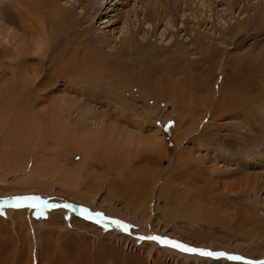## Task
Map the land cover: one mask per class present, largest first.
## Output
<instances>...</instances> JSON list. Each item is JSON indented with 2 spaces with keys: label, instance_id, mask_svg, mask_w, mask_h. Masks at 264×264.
Here are the masks:
<instances>
[{
  "label": "rangeland",
  "instance_id": "374dc122",
  "mask_svg": "<svg viewBox=\"0 0 264 264\" xmlns=\"http://www.w3.org/2000/svg\"><path fill=\"white\" fill-rule=\"evenodd\" d=\"M211 1L216 40L183 62L189 46L149 60L147 32L129 40L142 19L160 46L188 41L145 0H0V264H264V0ZM31 195L75 211L10 206Z\"/></svg>",
  "mask_w": 264,
  "mask_h": 264
},
{
  "label": "bare ground",
  "instance_id": "6f19581e",
  "mask_svg": "<svg viewBox=\"0 0 264 264\" xmlns=\"http://www.w3.org/2000/svg\"><path fill=\"white\" fill-rule=\"evenodd\" d=\"M197 1L202 2L204 4L205 8L204 7H203L204 9L199 8L201 10L200 13L198 11H194L196 16H194V18L192 20H193V22L195 20H197L196 24H198V27L196 28V27H193L191 25L192 20L190 21L186 15V13L184 11L182 12V10L179 8H181L183 5H184L183 10L187 9L188 6H190L189 8H193V6H192L193 3L199 7L200 5L198 4ZM239 2H240V0H233V1L231 0V3L233 6H235ZM207 6L211 7L212 11H215L213 2L211 0H195V1L194 0L193 1H191V0H145L144 9L142 10L144 12L143 18H145L146 20H149V21L152 20L153 23L157 24L156 27L159 26V24L167 21L168 22L167 23L168 34H171V36H173V38L175 36L176 37L183 36L188 41H184V40L176 38V40H173V42L160 46V45L152 42L150 40V37H149V34L151 35L152 33H154V31H156L155 26H153L151 24L152 26L150 25L151 27L149 26V28H152V30H150L149 28L144 26V22L142 19H139L138 27L132 29V35L129 38V40L136 41L137 33L144 30L145 32H147L148 37H144V39L142 41L139 40L140 41L139 43L145 48L144 50L147 52L146 55H149V60L152 57V55L154 57L156 54L160 53L161 51L169 50L172 45H177L178 47H180V46H186V47L189 46V47L186 50L183 49L182 52H179V51L178 52L177 51L171 52L170 56L168 57L169 59H172L171 58L172 55H177V56L179 55L181 57L180 61H183V62L188 61L189 62V60H187V57L185 56V52L191 53V51L194 50V51H196L197 56L195 55V57H192L191 60L198 62L201 59L200 56L202 55L201 54L202 48H209L210 49L211 46H208L207 44L208 43L212 44V42L213 41L215 42V40H216V38L214 37V35H216V32L210 33L208 31L206 34H202L201 29H202V26L204 24H207L211 19H212L213 23L216 21L215 15H213V14L209 15L208 14V10L206 9ZM189 8H188V10H189ZM255 8L257 10L264 11V6H260V7L255 6ZM203 11H204V13H203ZM260 11H258V12H260ZM180 20L182 21L183 24L181 23L182 24L181 26L174 27L175 24H177V22L179 23ZM169 27H171V28H169ZM223 31H222V33L224 34ZM181 32H183V33H181ZM177 34H179V35H177ZM123 44H122V48H120V50H121V54L124 57L129 56L130 60H132V56L135 53L137 55H139V53L136 52L137 49L134 50L135 47L133 48L132 45L125 46ZM149 46H155L157 49L160 48V50L156 51L157 49L155 47L151 48L149 50ZM214 47L215 46L213 45V49H214ZM206 52L208 53L209 51H206ZM193 73L194 72L191 71V75H193ZM78 75H81V73ZM24 130H25V127L22 126L20 123L19 126L17 127L16 131H15L16 132L15 134L17 135V137H19L21 134H24ZM17 139H16V142H17Z\"/></svg>",
  "mask_w": 264,
  "mask_h": 264
},
{
  "label": "snow or ice",
  "instance_id": "6c2138e0",
  "mask_svg": "<svg viewBox=\"0 0 264 264\" xmlns=\"http://www.w3.org/2000/svg\"><path fill=\"white\" fill-rule=\"evenodd\" d=\"M5 203H8V202L5 201ZM10 206L13 208L31 207V208L37 210L36 214L39 216L44 215L46 208L63 207V208L75 211V208L71 204H64V205L49 204L47 199H44V198H42L40 196H36V195L15 196L12 198V202H11ZM0 208H2V205H0ZM80 214L82 216H85L87 219H95V218L104 216L103 213H98V212L94 213L90 209H88L87 207L80 208ZM104 219L107 220L108 218L104 217ZM96 222L101 223L102 221L100 219H96ZM111 222L113 224H115L117 227L121 228L125 232L129 231L133 227L132 225L124 223L121 220H112ZM104 227H108V225L104 224ZM142 239L156 240V241H159L160 243L169 245L173 248H178L181 251L189 252V253H198L202 256L225 257L228 260H232V261H243V260H245V257L240 256V255H229L226 252H217V251H212L210 249L196 248V247H192L186 243H183L181 241L171 240V239H168L166 237L147 236V237H142ZM248 264H256V262L248 261Z\"/></svg>",
  "mask_w": 264,
  "mask_h": 264
}]
</instances>
